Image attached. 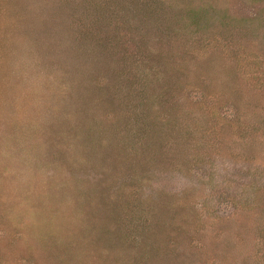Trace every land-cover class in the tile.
Masks as SVG:
<instances>
[{"label":"rangeland","instance_id":"374dc122","mask_svg":"<svg viewBox=\"0 0 264 264\" xmlns=\"http://www.w3.org/2000/svg\"><path fill=\"white\" fill-rule=\"evenodd\" d=\"M0 264H264V0H0Z\"/></svg>","mask_w":264,"mask_h":264},{"label":"trees","instance_id":"16d2710c","mask_svg":"<svg viewBox=\"0 0 264 264\" xmlns=\"http://www.w3.org/2000/svg\"><path fill=\"white\" fill-rule=\"evenodd\" d=\"M196 23H198V22H196ZM199 25V24H198Z\"/></svg>","mask_w":264,"mask_h":264}]
</instances>
